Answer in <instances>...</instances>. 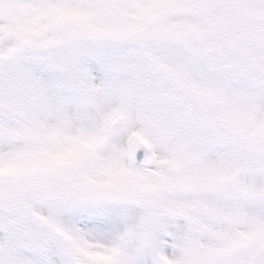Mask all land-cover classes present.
I'll use <instances>...</instances> for the list:
<instances>
[{
  "label": "snow or ice",
  "instance_id": "snow-or-ice-1",
  "mask_svg": "<svg viewBox=\"0 0 264 264\" xmlns=\"http://www.w3.org/2000/svg\"><path fill=\"white\" fill-rule=\"evenodd\" d=\"M0 264H264V0H0Z\"/></svg>",
  "mask_w": 264,
  "mask_h": 264
}]
</instances>
